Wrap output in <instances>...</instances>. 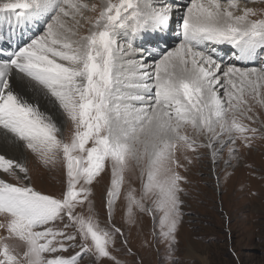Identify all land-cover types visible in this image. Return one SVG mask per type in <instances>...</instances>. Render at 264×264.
<instances>
[{
  "label": "snow or ice",
  "instance_id": "6c2138e0",
  "mask_svg": "<svg viewBox=\"0 0 264 264\" xmlns=\"http://www.w3.org/2000/svg\"><path fill=\"white\" fill-rule=\"evenodd\" d=\"M248 2L0 0L8 41L20 37L0 47V264H124L114 254L121 196L130 223L160 213L159 237L176 244L189 153L239 159L264 137V8ZM173 19L174 47L136 46ZM14 149L62 165V190L35 188ZM107 168L102 222L93 182ZM136 169L139 189L125 188Z\"/></svg>",
  "mask_w": 264,
  "mask_h": 264
},
{
  "label": "rangeland",
  "instance_id": "374dc122",
  "mask_svg": "<svg viewBox=\"0 0 264 264\" xmlns=\"http://www.w3.org/2000/svg\"><path fill=\"white\" fill-rule=\"evenodd\" d=\"M240 2L243 4L245 0ZM248 6L264 8V2L249 1ZM232 51L231 47L220 48L221 55H230ZM261 111L264 114V110ZM72 131V125L67 124L66 139ZM200 152L199 158L189 153L191 163L186 164V171L181 170L186 176L183 217L177 242L171 248L159 237L160 213L156 214L154 222L147 213L137 212L135 222L130 223L123 196L117 201L113 222L123 235L116 237L114 254L124 264H264V137L255 139L252 147L241 149L239 159L230 158L227 149L215 162L210 150ZM23 153L33 186L58 194L65 179L63 166L45 167L30 150L23 149ZM8 179L14 182L11 177ZM127 181L139 189V169L126 174L125 188ZM110 184V168L93 182L94 205L102 222L107 219L106 193ZM93 260L83 256L82 264H93ZM102 264H112V261L104 258Z\"/></svg>",
  "mask_w": 264,
  "mask_h": 264
},
{
  "label": "bare ground",
  "instance_id": "6f19581e",
  "mask_svg": "<svg viewBox=\"0 0 264 264\" xmlns=\"http://www.w3.org/2000/svg\"><path fill=\"white\" fill-rule=\"evenodd\" d=\"M168 2H174V0H168ZM183 2L184 0L181 1V3ZM175 28H176V24L173 19V21L170 23L168 30L160 32V33H150L146 36H142L138 38V41L140 43H138V45L136 44V46H142V48L153 49V50L157 49L155 48L157 46H159V48L174 47L177 41H179L176 35ZM0 33H2L3 35V39L0 40V47H3L5 49H9L10 43H15V41L20 38L19 33H17V36L12 41H8L9 29L6 23H0ZM223 47L226 49L230 48V46L228 45H224ZM235 63H237V65L241 64L240 62H235ZM241 65H244V64H241ZM250 65L251 64L247 66H250ZM0 154H3V153H0ZM9 155L12 157H17L20 155L19 158H24V159L26 157V154L23 153V149L11 150Z\"/></svg>",
  "mask_w": 264,
  "mask_h": 264
}]
</instances>
